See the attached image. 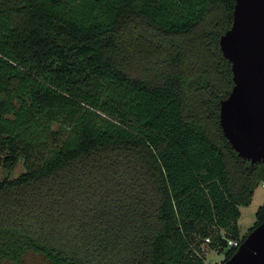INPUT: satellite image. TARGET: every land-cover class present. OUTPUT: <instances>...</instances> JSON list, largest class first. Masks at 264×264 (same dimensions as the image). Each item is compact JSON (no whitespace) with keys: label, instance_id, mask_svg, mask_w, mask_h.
Listing matches in <instances>:
<instances>
[{"label":"trees","instance_id":"16d2710c","mask_svg":"<svg viewBox=\"0 0 264 264\" xmlns=\"http://www.w3.org/2000/svg\"><path fill=\"white\" fill-rule=\"evenodd\" d=\"M236 2L0 0V162L26 169L0 181V264L233 257L264 182L220 122Z\"/></svg>","mask_w":264,"mask_h":264},{"label":"water","instance_id":"95a60500","mask_svg":"<svg viewBox=\"0 0 264 264\" xmlns=\"http://www.w3.org/2000/svg\"><path fill=\"white\" fill-rule=\"evenodd\" d=\"M220 46L232 63L234 81L221 102L223 132L240 157L264 162V0H237ZM223 264H264V223Z\"/></svg>","mask_w":264,"mask_h":264},{"label":"rangeland","instance_id":"374dc122","mask_svg":"<svg viewBox=\"0 0 264 264\" xmlns=\"http://www.w3.org/2000/svg\"><path fill=\"white\" fill-rule=\"evenodd\" d=\"M134 75L137 73L135 71L132 72ZM26 172L23 161H20L19 164L11 171L0 162V181L4 180L7 176H10L11 179H16L20 177L22 174ZM264 204V182H260L257 184L253 194H252V202L249 206H241L242 216L238 222V228L240 230V235L245 236L250 233L251 228L254 227L256 223V213L258 209ZM205 263L209 264L211 262H218L221 264L226 255V251L217 252L210 250L209 248H205ZM11 264V263H6ZM24 264H49V262L44 259L43 256L36 254H28L24 260Z\"/></svg>","mask_w":264,"mask_h":264},{"label":"built area","instance_id":"2783aa9c","mask_svg":"<svg viewBox=\"0 0 264 264\" xmlns=\"http://www.w3.org/2000/svg\"><path fill=\"white\" fill-rule=\"evenodd\" d=\"M210 243V239H206L205 243L203 244L202 246V249L205 251V248H206V244ZM228 244H229V247L230 248H239L240 245L242 244L241 240L240 239H231L228 241ZM213 251H217V250H213ZM219 252V251H217ZM209 264H219L218 262H211ZM223 264V262L221 263Z\"/></svg>","mask_w":264,"mask_h":264}]
</instances>
